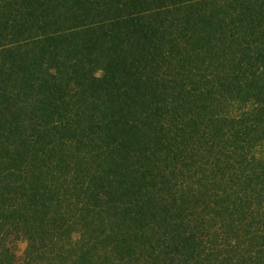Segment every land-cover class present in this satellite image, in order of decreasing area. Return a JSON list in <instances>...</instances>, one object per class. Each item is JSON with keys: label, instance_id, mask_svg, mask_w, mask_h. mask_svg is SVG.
Here are the masks:
<instances>
[{"label": "trees", "instance_id": "16d2710c", "mask_svg": "<svg viewBox=\"0 0 264 264\" xmlns=\"http://www.w3.org/2000/svg\"><path fill=\"white\" fill-rule=\"evenodd\" d=\"M0 264H264V0H0Z\"/></svg>", "mask_w": 264, "mask_h": 264}, {"label": "rangeland", "instance_id": "374dc122", "mask_svg": "<svg viewBox=\"0 0 264 264\" xmlns=\"http://www.w3.org/2000/svg\"><path fill=\"white\" fill-rule=\"evenodd\" d=\"M25 246H26L25 242H23V241H19V242L17 243V246H16V250H17V252H18L19 254H21V253L24 251Z\"/></svg>", "mask_w": 264, "mask_h": 264}]
</instances>
